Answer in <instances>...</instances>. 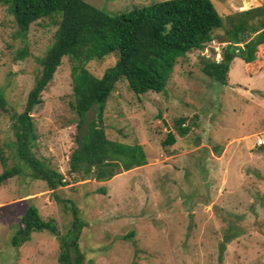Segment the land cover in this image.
Listing matches in <instances>:
<instances>
[{
    "label": "rangeland",
    "instance_id": "1",
    "mask_svg": "<svg viewBox=\"0 0 264 264\" xmlns=\"http://www.w3.org/2000/svg\"><path fill=\"white\" fill-rule=\"evenodd\" d=\"M85 1L114 14L159 0ZM210 1L223 18L264 5V0ZM251 17L264 20V12ZM54 31L55 25L42 18L23 36L0 4V95L7 102V111L0 108V172L21 168L0 183V264H60L58 237L68 233L70 201L83 221L77 245L84 264H264V146L254 145L258 136L264 140V42L251 62L232 59L225 84L200 70L201 57L220 58L225 42L217 37L176 59L164 92L136 94L125 79L116 81L103 107L105 135L142 144L147 161L105 181L67 174L76 115L63 56L41 92L42 103L31 112L33 154L66 182L51 191L14 156L8 113L22 109ZM115 52L89 60L86 68L100 76ZM94 108L85 112V120ZM179 118L190 127L185 134L176 131ZM167 130L174 131L172 145L161 142ZM99 186L105 193L97 191ZM30 204L54 220L58 236L33 231L13 247L9 239Z\"/></svg>",
    "mask_w": 264,
    "mask_h": 264
},
{
    "label": "trees",
    "instance_id": "2",
    "mask_svg": "<svg viewBox=\"0 0 264 264\" xmlns=\"http://www.w3.org/2000/svg\"><path fill=\"white\" fill-rule=\"evenodd\" d=\"M0 4L12 14L23 36L34 20L48 18L55 25L53 40L39 58L41 68L26 93L22 109L8 113L14 156L26 166L31 177L43 180L51 191L66 182L61 172L34 156L32 147L36 136L31 112L42 103L41 92L63 56L69 62L70 106L76 115V145L68 157L67 174L75 180L88 175L105 181L119 171L142 166L147 161L142 144L123 143L105 135L103 107L116 81L125 79L136 94L148 90L164 92L176 59L185 57L193 49H202L217 37L225 42L220 58L201 57L200 70L212 80L225 84L232 59L238 57L251 62L257 45L264 42V20L252 21L251 17L252 13L256 18L261 15L264 5L256 8L251 5L223 18L210 0H159L114 14L85 0H0ZM254 9L260 10L254 12ZM217 29H222V34H215ZM111 52L116 53V58L100 76L86 68L89 60L101 59ZM6 104L0 95V108L4 111H7ZM91 108H94L93 116L85 120L84 114ZM175 127L179 134L190 129L183 124V118L176 121ZM175 139L174 131L167 130L161 142L172 145ZM0 157L3 163V156ZM20 170L18 165L4 167L0 183ZM97 191L105 193V188L99 186ZM69 204L72 220L68 233L58 237L57 261L84 264L83 253L77 245L83 221L71 201ZM33 231L58 236L54 220L41 217L37 207L30 204L17 219L9 244L22 245ZM131 235L130 231L124 238Z\"/></svg>",
    "mask_w": 264,
    "mask_h": 264
},
{
    "label": "built area",
    "instance_id": "3",
    "mask_svg": "<svg viewBox=\"0 0 264 264\" xmlns=\"http://www.w3.org/2000/svg\"><path fill=\"white\" fill-rule=\"evenodd\" d=\"M255 145H262V144H264V140L260 137V136H258L257 138H255Z\"/></svg>",
    "mask_w": 264,
    "mask_h": 264
},
{
    "label": "water",
    "instance_id": "4",
    "mask_svg": "<svg viewBox=\"0 0 264 264\" xmlns=\"http://www.w3.org/2000/svg\"><path fill=\"white\" fill-rule=\"evenodd\" d=\"M158 118H160L161 114H160V111H158L157 115H156ZM163 123H165V120L162 119Z\"/></svg>",
    "mask_w": 264,
    "mask_h": 264
},
{
    "label": "clouds",
    "instance_id": "5",
    "mask_svg": "<svg viewBox=\"0 0 264 264\" xmlns=\"http://www.w3.org/2000/svg\"><path fill=\"white\" fill-rule=\"evenodd\" d=\"M254 145H255V142H254ZM255 146L262 147V146H264V144H262V145H255ZM263 148H264V147H263Z\"/></svg>",
    "mask_w": 264,
    "mask_h": 264
},
{
    "label": "crops",
    "instance_id": "6",
    "mask_svg": "<svg viewBox=\"0 0 264 264\" xmlns=\"http://www.w3.org/2000/svg\"><path fill=\"white\" fill-rule=\"evenodd\" d=\"M246 63V62H245Z\"/></svg>",
    "mask_w": 264,
    "mask_h": 264
}]
</instances>
